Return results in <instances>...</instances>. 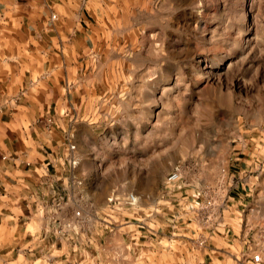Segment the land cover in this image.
Masks as SVG:
<instances>
[{
	"label": "rangeland",
	"instance_id": "obj_1",
	"mask_svg": "<svg viewBox=\"0 0 264 264\" xmlns=\"http://www.w3.org/2000/svg\"><path fill=\"white\" fill-rule=\"evenodd\" d=\"M77 2L88 40L61 84L86 105L74 118L95 129L60 147L92 155L43 207L47 237L18 238L15 249L29 242L71 249L72 264H147L141 249L155 235L227 221L264 261V0ZM58 118L48 111L38 125ZM191 258L162 253L158 263Z\"/></svg>",
	"mask_w": 264,
	"mask_h": 264
},
{
	"label": "crops",
	"instance_id": "obj_2",
	"mask_svg": "<svg viewBox=\"0 0 264 264\" xmlns=\"http://www.w3.org/2000/svg\"><path fill=\"white\" fill-rule=\"evenodd\" d=\"M79 10L77 0H0V264H72L71 249H28L29 242L15 249L13 244L18 238L38 242L47 237L43 230L50 223L43 207L60 189L70 190L69 175L92 155L60 147L66 136L75 141L82 127L90 134L95 129L93 119L74 118L71 112L86 105L67 100L61 84L77 70V45L85 47L88 40L90 24L76 21ZM53 12L58 22L51 21ZM48 111L59 118L45 128L38 123ZM84 193L95 200L88 190ZM227 223L165 236L164 243L155 235L141 252L147 264H163L158 255L177 252L197 264H254L252 249L241 245ZM44 240L40 245L45 247Z\"/></svg>",
	"mask_w": 264,
	"mask_h": 264
},
{
	"label": "built area",
	"instance_id": "obj_3",
	"mask_svg": "<svg viewBox=\"0 0 264 264\" xmlns=\"http://www.w3.org/2000/svg\"><path fill=\"white\" fill-rule=\"evenodd\" d=\"M178 178H179V175H178L177 173H173V174L168 178L167 182H175V181L178 180ZM135 200H136V198L132 195V196L130 197V202H131V203H132V202H135ZM253 258H254V262H255L256 264H261V263H263V260L261 259V256H260V255H256V256H254Z\"/></svg>",
	"mask_w": 264,
	"mask_h": 264
}]
</instances>
